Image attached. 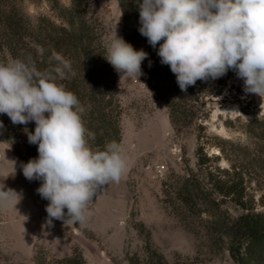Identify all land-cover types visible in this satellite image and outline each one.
Listing matches in <instances>:
<instances>
[{
    "label": "rangeland",
    "instance_id": "1",
    "mask_svg": "<svg viewBox=\"0 0 264 264\" xmlns=\"http://www.w3.org/2000/svg\"><path fill=\"white\" fill-rule=\"evenodd\" d=\"M3 2L33 26L41 17L58 22L49 0ZM56 2L61 8L70 4ZM87 15L101 24L104 45L115 30L122 37L115 0H91ZM158 48L155 59L161 65ZM113 73L128 167L119 183L108 184L93 198L84 225L55 219L48 224L49 202L36 191V181L24 177V163L0 137V183L22 194L17 210L0 209V264H62L54 261L70 257L74 249L85 264H145L147 248L167 264H254L245 259L242 241H231L221 228L244 210L232 197L215 193L211 184L224 179L237 187L242 183L244 208L264 215V101L246 93L243 80L229 70L218 79L198 80L193 86L198 100L185 107L192 117L173 126L167 109L140 78L121 79L114 68ZM0 122V130L25 154L35 123L14 125L6 114H0ZM198 146L208 158L202 168L197 166ZM187 175L207 192L188 205L175 197ZM257 220L264 223L262 216Z\"/></svg>",
    "mask_w": 264,
    "mask_h": 264
},
{
    "label": "clouds",
    "instance_id": "2",
    "mask_svg": "<svg viewBox=\"0 0 264 264\" xmlns=\"http://www.w3.org/2000/svg\"><path fill=\"white\" fill-rule=\"evenodd\" d=\"M135 3L140 34L153 48L159 44L160 61L170 67L182 91L198 80L218 79L232 70L243 80L246 93L264 101V0ZM39 51L43 54V49ZM103 57L121 79L139 81L148 53L136 50L115 30ZM48 62V68L40 69L31 54L0 62V114L14 125L35 123L28 142L38 146V157L21 168L29 181H42L36 191L49 202L48 224L55 219L84 225L93 198L108 184L120 182L128 161L115 140L103 149L91 145L95 133L86 127L85 106L58 82L75 77L71 61L53 50ZM21 199V193L0 183V209H16Z\"/></svg>",
    "mask_w": 264,
    "mask_h": 264
},
{
    "label": "trees",
    "instance_id": "3",
    "mask_svg": "<svg viewBox=\"0 0 264 264\" xmlns=\"http://www.w3.org/2000/svg\"><path fill=\"white\" fill-rule=\"evenodd\" d=\"M3 1L0 0V62H6L7 57L13 59L21 54H31L37 66L40 69H46L50 66L48 61L51 52L54 50L61 53L71 61L76 75L71 79L58 82L74 92L85 106L86 127L95 133V139L90 141L91 145L94 148L103 149L109 141L115 140L121 143V107L116 80L113 67L103 57L105 45L102 41L101 24L87 15V7L91 0H70L67 8L59 7L56 0H49L53 3V9L57 10L58 22L41 17L36 26L31 25L21 13L7 8ZM115 1L121 15L123 39L136 50L143 49L148 53V58L141 65L143 75L139 77L140 80L167 109L173 126L181 118L192 117L186 114L185 107L187 102L198 100L194 87L189 86L186 91H182L170 67L157 64L155 59L157 46L153 48L147 38L139 32V10L135 0ZM39 49H43V54ZM0 137L24 164L38 157L37 145L27 142L25 144L27 146H24L25 154H23L16 148V142L14 143L2 130H0ZM197 139L200 137L197 136ZM195 154L197 166L202 168L208 161L202 147L198 146ZM224 173L230 177L227 171ZM35 181L40 187V180ZM211 185L215 193L223 197H232L231 201L244 210L243 214L234 219L229 217L226 223L221 224L224 234L231 241H242L245 246L243 255L246 260L254 264H264V223L261 224L257 220L264 215L253 214L244 208L242 197L245 188L242 183L237 187L234 181L224 179L213 182ZM206 193L204 188L194 185L190 175H187L182 178L175 197L181 203L188 205L198 200L201 195L205 196ZM206 201L209 205L218 206L215 200L210 201L207 198ZM231 255L237 263L242 262V258H236L233 252ZM54 262L85 264L76 249L72 251L70 257ZM131 264L139 263L131 262ZM145 264L167 263L160 254L147 248Z\"/></svg>",
    "mask_w": 264,
    "mask_h": 264
}]
</instances>
